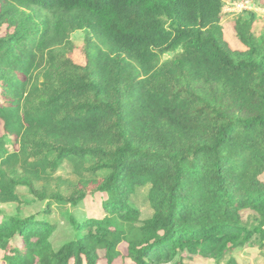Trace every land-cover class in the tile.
Returning a JSON list of instances; mask_svg holds the SVG:
<instances>
[{
    "label": "trees",
    "instance_id": "16d2710c",
    "mask_svg": "<svg viewBox=\"0 0 264 264\" xmlns=\"http://www.w3.org/2000/svg\"><path fill=\"white\" fill-rule=\"evenodd\" d=\"M223 7L0 0V206L46 204L0 222L4 264H112L122 243L133 264H236L234 251L264 250V35L240 15L232 50ZM63 163L70 180L55 176ZM96 194L104 217L77 220L72 210ZM53 211L72 232L59 246Z\"/></svg>",
    "mask_w": 264,
    "mask_h": 264
},
{
    "label": "rangeland",
    "instance_id": "374dc122",
    "mask_svg": "<svg viewBox=\"0 0 264 264\" xmlns=\"http://www.w3.org/2000/svg\"><path fill=\"white\" fill-rule=\"evenodd\" d=\"M223 7V24H224V38L228 46L232 50H241V46L238 44L234 33L232 31L231 22H233L238 16H247L248 13H253L256 16V20L253 23L252 32L256 37L264 35V0H222ZM5 27L1 29L0 36H4ZM84 33H75L71 37V42L74 46V52L71 58L74 62H80L79 57L83 53L82 47L84 45ZM77 55L79 57L77 58ZM174 54L165 55L164 59H171ZM76 58V59H75ZM82 59V58H81ZM84 63V62H83ZM82 63V64H83ZM4 128L3 123L0 122V135L3 136ZM13 137H9L7 140L6 148L9 151L16 149L13 142ZM55 176L60 177L64 180L72 179L71 169L67 163H63L57 170ZM264 181V175L262 176ZM18 194L24 195L28 199H32L31 195L25 188H19ZM147 189H140L137 191L136 195L132 197L133 204L137 207L140 212V220L143 221L151 216V211L148 204L146 203L144 197ZM105 195L96 194L95 196H88L76 209L72 210L77 220L81 219H97L103 218L105 213L101 207L102 201L105 199ZM46 208L45 203L39 202H28L21 206L17 204H8L0 206V222L4 218L9 216H14L18 213L22 214L24 217L38 215L44 212ZM70 211V210H67ZM249 215L248 211L242 213V217L246 218ZM51 217L57 219L58 228L52 236V243L55 246L63 242H68L72 237V232L70 226L67 224L64 217L57 211H53ZM126 244L122 243L118 247L119 257L115 259L112 264H133L127 258ZM3 252L0 250V264H4ZM236 264H264V250H260L258 247L247 245L242 249L234 251L231 255ZM188 264H217L213 260H207L200 257H189L186 258ZM97 264H106V262L101 259Z\"/></svg>",
    "mask_w": 264,
    "mask_h": 264
}]
</instances>
